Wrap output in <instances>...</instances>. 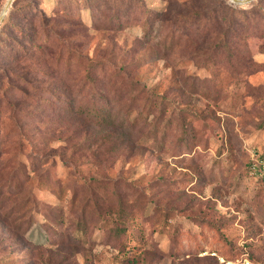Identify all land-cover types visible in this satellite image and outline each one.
Wrapping results in <instances>:
<instances>
[{"label":"rangeland","instance_id":"374dc122","mask_svg":"<svg viewBox=\"0 0 264 264\" xmlns=\"http://www.w3.org/2000/svg\"><path fill=\"white\" fill-rule=\"evenodd\" d=\"M28 1L0 27V264H264V0H32L59 33Z\"/></svg>","mask_w":264,"mask_h":264},{"label":"trees","instance_id":"16d2710c","mask_svg":"<svg viewBox=\"0 0 264 264\" xmlns=\"http://www.w3.org/2000/svg\"><path fill=\"white\" fill-rule=\"evenodd\" d=\"M16 1L17 0H13L11 2L10 6H9L10 8H8L9 9L8 10V13L12 12L13 5H14V3ZM31 1L32 0H30V1L27 2V3H29V2L30 3L28 4V7L26 9L28 10V12L30 14H38V13H40L39 14L40 15V23H39V25L41 26V28L45 29V28L50 27V25H51L52 28L56 27L57 33H59V30L60 29H63L64 28V25L62 24V26H60V24H59L58 21L57 22L56 21H52L51 22V17H49L48 15H46L43 10H39L38 9V6L35 5L37 2H31ZM84 1L85 2L93 3V0H84ZM137 1L141 5L144 4V0H137ZM251 1L252 0H250L248 3H251ZM260 2H262V0H257L256 3L260 4ZM233 3H234V1H233ZM227 7H228V10H230V11H235L236 10L235 7H233L231 5V3H229V2L227 4ZM211 10H213V7H212ZM239 10H241L243 12L244 11H249V10L252 11V10H254V8L253 7L249 8V9L248 8H239ZM10 17L12 19L11 13H10ZM223 17L224 18H227L228 19V22L231 23L230 22V19L231 18H230L229 15H228V17L225 16V15ZM9 22L11 23V26H12L11 27V30H12L11 31L12 32L11 39L14 40V42L16 44V52H17V54L15 53L13 60H17L18 57L20 58V56L21 57H24V56H26V57H32V55H34V51L36 52L35 48H40L39 46H36V45H40V43L36 42V39L33 36L35 34V32H38L37 31V27H36L34 21H32V20L31 21H23V22H20L19 21V22L15 23L14 21L9 20ZM5 24H6L5 23V19L2 18V21L0 23V27L4 26ZM58 26H59V28H57ZM30 64H34V62H30ZM17 65H18V63L16 64V66H13L11 69H14V68L16 69ZM11 69H9V70H11ZM6 77H7V74H6ZM22 79H24V81L27 80L26 76H22ZM252 165H253V161H250L249 162V165H248V167L250 168V171L253 169ZM253 171H258L259 172L260 171V168L257 167ZM259 178L264 181V174H261Z\"/></svg>","mask_w":264,"mask_h":264},{"label":"built area","instance_id":"2783aa9c","mask_svg":"<svg viewBox=\"0 0 264 264\" xmlns=\"http://www.w3.org/2000/svg\"><path fill=\"white\" fill-rule=\"evenodd\" d=\"M253 169H256L257 167L261 168L262 170H264V158H261L258 162H253L252 165ZM255 264L254 262H252L251 260H249L246 257L241 258V260H239V258H236L235 260H227L226 263L227 264Z\"/></svg>","mask_w":264,"mask_h":264},{"label":"water","instance_id":"95a60500","mask_svg":"<svg viewBox=\"0 0 264 264\" xmlns=\"http://www.w3.org/2000/svg\"><path fill=\"white\" fill-rule=\"evenodd\" d=\"M12 1L13 0H6L5 1L4 5H3V7H2V9L0 11V23L2 21V18L4 16V14L7 12V10H8V8H9V6H10ZM232 1H234L236 3H245V2H249L250 0H232Z\"/></svg>","mask_w":264,"mask_h":264}]
</instances>
